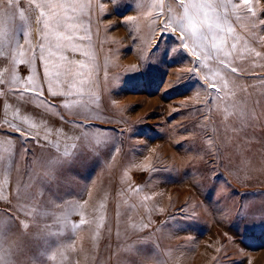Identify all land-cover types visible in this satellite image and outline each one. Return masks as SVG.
<instances>
[{
	"label": "rangeland",
	"instance_id": "1",
	"mask_svg": "<svg viewBox=\"0 0 264 264\" xmlns=\"http://www.w3.org/2000/svg\"><path fill=\"white\" fill-rule=\"evenodd\" d=\"M59 2L75 5L61 10L74 27L58 30L70 39L59 47L51 39V52L68 59L81 49L86 62L77 71L101 84L81 98L52 100L76 128L85 119L83 131L107 135L96 148L82 144L88 159L80 171L95 176L82 174L81 184L93 180L99 194L118 192L120 207L145 212L134 223L115 216L19 226L7 233L10 255L0 264H125V248L163 264H264V0H223L213 9L230 54L197 49L198 74L188 72L196 57L180 47L179 26L160 36L165 19L185 14L178 0H163V12L159 0ZM42 3L0 0V94L41 91L33 86L43 82L40 43L57 31L46 28Z\"/></svg>",
	"mask_w": 264,
	"mask_h": 264
},
{
	"label": "crops",
	"instance_id": "2",
	"mask_svg": "<svg viewBox=\"0 0 264 264\" xmlns=\"http://www.w3.org/2000/svg\"><path fill=\"white\" fill-rule=\"evenodd\" d=\"M41 7L42 10L47 7L44 0ZM55 38L43 35L40 43L43 97L28 89L0 94V257L10 255L9 244L4 239L7 233L15 234L19 226L94 224L98 219L115 216L134 223L135 212L141 211L129 204L120 207L118 192L109 189L108 193L99 194L93 180L88 181L89 185L81 184L82 174L95 176V171H80L88 159L82 144L89 140L74 141L77 128L66 119L72 116L62 112L52 100L81 98L100 90L101 84L99 87L98 80L95 82L87 72H78L84 71L86 62L81 49L70 50L72 55L68 59L63 54H53L51 39ZM77 38L81 43L80 36ZM46 62L51 73H59L53 77L52 90L60 93L56 97L47 87ZM16 128L20 129L19 133ZM73 143L78 146L68 157L54 156L66 149L71 151ZM49 160L51 174L47 171ZM66 177H75L74 182L77 178L78 184L70 185L71 180L67 184ZM21 192L30 195L21 199L18 196ZM141 253L125 248V264H163L155 254ZM145 257L151 258L150 263H146Z\"/></svg>",
	"mask_w": 264,
	"mask_h": 264
},
{
	"label": "snow or ice",
	"instance_id": "3",
	"mask_svg": "<svg viewBox=\"0 0 264 264\" xmlns=\"http://www.w3.org/2000/svg\"><path fill=\"white\" fill-rule=\"evenodd\" d=\"M44 3L47 6V9H49L48 13L45 14L46 21L45 26L46 28L51 24L55 29H57L55 36L57 40V46L59 47V42L63 39H70L69 37L63 36L58 30L62 26L66 27H74L73 25H64V21L67 19H71L72 17L61 15V10L63 12L67 13L69 11H74L75 5H68L67 7L64 6L63 3L59 2V0H44ZM178 3L181 7L186 8L185 14L180 17L179 19L176 18H168L165 19L164 22L160 25V36L165 31H171L174 33H177V28L173 27V24H176L179 26V38L181 40L180 47L184 48L188 53H190L192 56L196 57V63L197 67H192L188 69V72H195L198 74L197 69H199L198 65L201 61V57L197 56V49H199L201 52H209L214 51L217 58L223 56L227 57L230 53L227 50V44L224 40V37L220 35L222 31H225L224 27H222L221 24V17L218 11H213L214 8L224 5L223 0H220V2H215V0H203V2H200V0H190L189 3H186L185 0H178ZM246 3L249 5L251 3V0H246ZM163 0H159L158 6L161 7V12H163ZM205 9L208 11L206 12ZM253 10V9H250ZM171 11V9H169ZM134 17L129 16L126 18L125 22L132 21ZM159 36V37H160ZM189 41H191L192 46H189ZM157 43V40L155 41V44ZM154 44V45H155ZM75 50V49H74ZM175 51V49H173ZM87 55V53H85ZM63 59V57H62ZM222 65L224 64V60L220 59L219 61ZM137 70V68H133L132 71ZM44 72L47 77V87L49 92L53 97H56L60 95V93H57L53 91V77L59 76V73H51L49 64L46 62L44 66ZM180 78H178L179 80ZM119 80V79H118ZM117 80V82H118ZM36 88H39L41 91H43L42 85L40 83H34L33 85ZM213 88H215V84L212 85ZM41 97L43 95L40 94V92L35 93ZM65 107H71L69 104H65ZM88 118H91L87 116ZM74 123L77 125V133L78 135L74 136V141H77L78 143L81 142L83 139H88L91 142V146L93 148H96L99 145H102L103 142L107 139L106 133L100 130L95 131H83L84 129L82 127L83 124H90L86 123L85 119L74 121ZM16 132H20L19 128L15 129ZM78 143H73L71 145V151H68L67 149L60 154L62 157H68L72 151L77 148ZM145 167H149V165H145ZM47 171L49 174H51L50 169V160L47 164ZM30 195L29 193H19V198L23 199L25 196ZM75 227V226H74Z\"/></svg>",
	"mask_w": 264,
	"mask_h": 264
}]
</instances>
